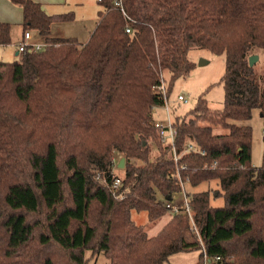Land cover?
Segmentation results:
<instances>
[{"label":"trees","instance_id":"trees-1","mask_svg":"<svg viewBox=\"0 0 264 264\" xmlns=\"http://www.w3.org/2000/svg\"><path fill=\"white\" fill-rule=\"evenodd\" d=\"M10 2L23 9V34L37 31L47 45L0 61V264H98L100 254L110 264H163L192 250L196 264H264V152L254 166L253 129L238 123L256 108L264 122V65L259 81L250 64L264 50V0H99L85 43L51 37L73 11ZM11 30L0 22V45L11 44ZM192 48L225 55L223 108L203 93L174 119L180 153L188 142L206 150L183 154V179L218 180L214 196L224 198L215 207L211 190L188 192L194 224L165 205L181 186L171 147L152 126L164 75L170 91L188 77ZM116 158H125L121 173ZM117 177L123 199L110 187ZM133 210L171 217L149 236Z\"/></svg>","mask_w":264,"mask_h":264},{"label":"rangeland","instance_id":"rangeland-1","mask_svg":"<svg viewBox=\"0 0 264 264\" xmlns=\"http://www.w3.org/2000/svg\"><path fill=\"white\" fill-rule=\"evenodd\" d=\"M12 8L7 9L3 3H0V17L5 18L6 23H9L13 28L12 38L13 43L7 45H0V61H14L19 59L23 54L20 53L16 55L17 46L22 38V11L18 5L12 4ZM59 8H64L65 11L56 13L62 14L73 11L75 16L72 20L65 22H55L52 25V32L54 36L63 38H77L79 43H85L88 40L89 32L93 30L96 20L98 19V11L103 9L102 5L98 3V0H69L68 4H61ZM10 7V5L8 4ZM63 10V9H60ZM5 16V17H4ZM36 38H41L36 35ZM258 59L254 63L256 78L261 80V75L263 72L264 65V50L256 49L255 54ZM189 59L196 63L195 68L192 70L188 77L179 78L173 85L172 90L168 89V96L171 102V107L173 109V118L183 117L186 115L196 104L197 99L205 93L209 105L214 109H222L224 102V88L221 78L225 72V55L213 54L207 49L202 48H192L188 53ZM201 61H205L204 64H200ZM166 85L169 84V78L165 74ZM168 87V85H167ZM184 95L188 102L178 101V95ZM155 117L164 119L165 111L161 107H156ZM161 116V117H158ZM166 116V115H165ZM239 124L249 125L253 129V144H252V164L254 166H261L263 162V132H264V122L261 115L260 109L256 108L253 111L252 117L249 120L239 121ZM214 132L216 134L226 133L227 130L223 128H215ZM152 143V141H151ZM154 143H152V146ZM114 165V171L116 173H121L122 170L119 167L118 158H116ZM119 162V163H118ZM118 163V164H117ZM117 164V165H116ZM116 166V168H115ZM187 192H201L204 190H211V204L215 207H221L224 205L223 196H214L217 192H222L220 183L218 180H212L210 182H203L197 186H191L187 184ZM181 195L177 197L180 198ZM170 212L166 213L162 217L150 220L146 211H132V219L139 225L144 226L146 232L149 236L156 235L161 228L166 224L169 219ZM90 255V252H87ZM199 254L198 250H192L188 252H179L176 255L171 256L163 264H181L184 263L181 258L183 256L193 259L195 255ZM98 264H109V260L103 255H97L95 259ZM92 259V261H94ZM91 261V263H92Z\"/></svg>","mask_w":264,"mask_h":264},{"label":"built area","instance_id":"built-area-1","mask_svg":"<svg viewBox=\"0 0 264 264\" xmlns=\"http://www.w3.org/2000/svg\"><path fill=\"white\" fill-rule=\"evenodd\" d=\"M115 4L122 7V0H115ZM126 31L128 33L131 32V28H127ZM41 37V36H40ZM47 43L41 38L34 39L32 31L27 30L23 34V38L18 44V53L26 54L32 51L43 50L46 47ZM158 91L163 95L164 103L161 107L165 111L166 117L164 119H154L152 122V126L156 128L159 132L160 142L165 146H170L173 154L174 162L177 165V177L181 186V191L177 194H174L170 200L165 201L166 207L172 213H183L187 214L192 223L194 224V210L190 204V197L187 192V184L189 183V178L183 179L182 170L186 168L185 165H180V159L185 153H196L200 155H205L206 150L202 149L200 146L195 144L194 142H188L185 150L183 152H179L176 147V139L178 135L177 127L174 123L173 118V109L171 107V102L168 96V87L166 85V81L163 80L162 84L158 87ZM178 101L187 103L188 99L180 94L178 95ZM217 162L213 163L212 167H215ZM121 185V178L117 177L114 179L112 185H110L112 192L116 198L123 199L125 196L119 193V187ZM181 195L180 198L177 197ZM207 260V256H205ZM220 257H217L216 260H219Z\"/></svg>","mask_w":264,"mask_h":264},{"label":"crops","instance_id":"crops-1","mask_svg":"<svg viewBox=\"0 0 264 264\" xmlns=\"http://www.w3.org/2000/svg\"><path fill=\"white\" fill-rule=\"evenodd\" d=\"M34 1H36V2H38V3H40L41 5H42V7L44 8V10L48 13V14H56V13H60V12H63V11H65V9L64 8H59L60 6H62L61 4H66V2H67V4H68V2H69V0H34ZM0 3H3V5L7 8V9H12V10H14L15 11V9H13L12 8V2H10V0H0ZM98 3H99V0H98ZM8 4L10 5V7L8 6ZM21 8V7H20ZM60 9H63V10H60ZM21 11H22V16H23V9L21 8ZM100 11V10H99ZM99 11H98V15H97V17H98V19H99ZM5 17V16H4ZM98 19L96 20V22H95V25H94V27H93V30H94V28L96 27V24H97V21H98ZM6 21H8V20H6L5 18L3 19L2 17H0V22H6ZM22 23H23V19H22ZM93 30H91L90 32H89V36H88V39H89V37H90V34H91V32L93 31ZM32 31V34H33V37H34V39H37L36 38V35H38L39 36V33L37 32V31H33V30H31ZM12 33H13V28H12V30H11V35H12ZM51 37H57V36H54L53 35V32L51 31ZM22 38H23V32H22ZM22 38H21V40H22ZM60 38H63V37H60ZM77 39V38H76ZM11 43H13V38H12V42ZM18 53V46H17V52H16V55H18L17 54ZM20 54V53H19ZM155 113H154V115L156 114V111H154ZM158 117H161V116H158ZM164 118L166 117L165 115L163 116ZM155 119H158V118H156L155 117ZM160 119V118H159ZM171 216H169V218H170ZM169 220V219H168ZM167 220V221H168ZM186 252H188V251H186ZM181 253V252H180ZM176 254H178V253H176ZM176 254H173V255H176ZM173 255H171V256H173ZM199 255H200V251H199V254L196 256V259H195V255H194V258L193 259H189L188 261H187V259L189 258V257H186V256H183L182 258H181V260H183V262L184 263H181V264H196L197 262H198V259H199ZM170 256V257H171ZM99 263V262H98ZM110 264V263H109Z\"/></svg>","mask_w":264,"mask_h":264},{"label":"water","instance_id":"water-1","mask_svg":"<svg viewBox=\"0 0 264 264\" xmlns=\"http://www.w3.org/2000/svg\"><path fill=\"white\" fill-rule=\"evenodd\" d=\"M17 54H19V53H17ZM256 59H258V57L256 55L251 56L250 57V64L251 65H254V63L256 62ZM204 63H205V61H201L200 62V64H204ZM124 164H125V158H122L120 160L119 167L120 168H123L124 167Z\"/></svg>","mask_w":264,"mask_h":264}]
</instances>
